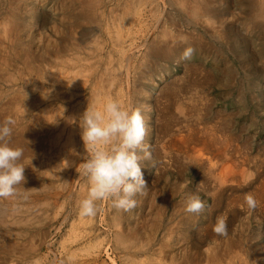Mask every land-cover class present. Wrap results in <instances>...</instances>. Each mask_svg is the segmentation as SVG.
Returning a JSON list of instances; mask_svg holds the SVG:
<instances>
[{
	"label": "rangeland",
	"instance_id": "obj_1",
	"mask_svg": "<svg viewBox=\"0 0 264 264\" xmlns=\"http://www.w3.org/2000/svg\"><path fill=\"white\" fill-rule=\"evenodd\" d=\"M153 1L0 0V124L7 118L15 120L10 144L12 147H23L21 163L25 176V181L17 188L15 195L0 198V264H264V0H195L197 6H200L198 8L193 0ZM207 9L213 12L208 13ZM192 10H196L193 16ZM101 12L104 16L102 20ZM80 14L88 17L79 18ZM90 17L96 20L88 19ZM98 21L101 25H98ZM142 28L146 29L140 34ZM112 29L119 33L112 32ZM138 35L143 37V41ZM161 49L164 53L158 56L156 51ZM124 51L135 56L131 57L130 74H125L127 67L124 63L127 62ZM68 56L76 61H70ZM98 59H101L100 62ZM107 59L110 60L107 62ZM139 59L140 63L136 61ZM110 62H113L111 66ZM82 70L87 72L81 74ZM56 71L62 72L57 74ZM77 72L80 76L84 74L81 79ZM100 72L103 73V80ZM51 76L61 78L56 81ZM78 79L80 80L77 81ZM91 79H101V93L97 89L98 97L93 96L95 94L91 91L94 86ZM86 80L92 83H86ZM117 80L124 81V84L121 86ZM79 82L83 84L80 85ZM84 83L89 84L88 87ZM77 84L81 87L84 85V88L80 89ZM109 88L113 100L123 101L120 103H124L123 106L129 104L139 108L146 121L148 134L144 143L151 152L152 159L142 160L141 166L148 189L143 195L136 197L137 206L132 211H117L109 201H101L98 202L99 210L94 217H83L79 214V206L87 196L88 186L86 179L79 176L76 170L83 155L86 156L84 143L80 142L79 118L89 103L102 106L106 102ZM176 93H179L178 96ZM71 100L75 103L79 101L78 106ZM61 107L62 111L59 110ZM52 109L55 111L51 112ZM167 109L170 110L169 114ZM57 111L59 115H56ZM213 114H216L215 117ZM184 115L188 117L187 120ZM156 120L160 122L157 121V124ZM60 126L66 128L62 129ZM183 127L188 129L182 130L185 129ZM176 130H182L183 136ZM194 131L204 134H195L194 137ZM57 132L61 134L57 136ZM172 132L177 133L178 137L174 142L171 141ZM212 132L216 135L213 136ZM180 136L183 139L181 141ZM18 137L24 144L16 142ZM189 139L193 140L192 143ZM196 139H200V143L194 142ZM201 144H207L208 147H202ZM190 146L192 149H199L192 150ZM200 149L206 155L203 156ZM212 150L216 152L215 155L211 153ZM190 152L201 153L205 157H202L204 164L201 161H190ZM140 154L143 156V153ZM183 157L185 158L182 159ZM223 158L225 162L222 161ZM230 159L235 161L231 162ZM212 160L215 167L223 162L215 171L217 175L223 173L221 175L224 176L226 173V181L222 177L217 184L214 183L208 169ZM226 163L228 167L231 164V170L226 167ZM240 166L241 173L238 169ZM223 168L226 169L223 171ZM227 171H230L229 175ZM236 175L240 177L239 180ZM197 185L206 207L199 215L189 214L185 211L186 199L189 194L197 191ZM246 194H252L258 202L254 210H250L245 204ZM220 216L227 218L226 237L218 236L213 231Z\"/></svg>",
	"mask_w": 264,
	"mask_h": 264
},
{
	"label": "clouds",
	"instance_id": "obj_2",
	"mask_svg": "<svg viewBox=\"0 0 264 264\" xmlns=\"http://www.w3.org/2000/svg\"><path fill=\"white\" fill-rule=\"evenodd\" d=\"M14 124L12 118L0 124V198L15 195L25 181L21 163L23 149L10 144ZM79 125L86 156L76 170L88 186L87 196L80 202L79 214L94 217L101 201H109L117 211H132L137 206L136 197L148 189L141 162L152 159L144 143L148 129L141 110L112 99L102 106L89 103ZM244 199L250 210L257 207L258 202L252 194H246ZM205 207L197 185V191L186 199L185 211L199 215ZM213 231L226 237L227 218L218 217Z\"/></svg>",
	"mask_w": 264,
	"mask_h": 264
},
{
	"label": "bare ground",
	"instance_id": "obj_3",
	"mask_svg": "<svg viewBox=\"0 0 264 264\" xmlns=\"http://www.w3.org/2000/svg\"><path fill=\"white\" fill-rule=\"evenodd\" d=\"M150 1H151V0H150ZM152 1H153V0H152ZM193 1H194V2H193L194 5L198 2V0H196L197 2H195V0H193ZM87 2H88V1H87ZM180 2L182 3V1H180ZM199 2H200V0H199ZM203 2H204V1H203ZM203 2H202V3H203ZM153 3H154V1H153ZM260 3H261V1H260ZM178 4H179V3H178ZM203 4H204V3H203ZM262 4H263V3H262ZM90 5H91V4H90ZM171 5H173V4H171ZM180 5H181V4H180ZM194 5H193V6H194ZM204 5H206V4H204ZM101 6H102V5H101ZM181 6H182V5H181ZM193 6H192V7H193ZM198 6H199V5H198ZM198 6H197V4H196V8H198ZM103 7H104V5H103ZM120 7H121V6H120ZM120 7H119V8H120ZM194 7H195V6H194ZM199 7H200V6H199ZM202 7H203V6H202ZM202 7H201V9H202ZM260 7H261V6H260ZM178 8H179V7H178ZM196 8H195V9H196ZM203 8L205 9V7H203ZM206 8H207V7H206ZM209 8H210V7H209ZM261 8H262V7H261ZM109 9H110V8H109ZM115 9H116V8H115ZM115 9H114V10H115ZM121 9H122V8H121ZM180 9H182V8L180 7ZM191 9H193V8H191ZM211 9H212V8H211ZM105 10H106V9H105ZM116 10H117V9H116ZM183 10H185V9H183ZM196 10H197V9H196ZM196 10H194V11H196ZM209 10H210V9H209ZM209 10L207 9L206 11H207L208 13L212 11V10H211V11H209ZM262 10H263V9H260V12H263ZM109 11H110V10H109ZM123 11H124V10H123ZM125 11H126V10H125ZM181 11H182V10H181ZM194 11L192 10V12H191V13H193L192 16L195 14ZM253 11H254V10H253ZM82 12H83V11H82ZM110 12H111V11H110ZM112 12H113V11H112ZM184 12H185V11H184ZM189 12H190V11H189ZM197 12H198V11H197ZM197 12H196V13H197ZM201 12H202V10H201ZM204 12H205V11H204ZM212 12H213V11H212ZM212 12H211V13H212ZM260 12H259V13H260ZM84 13H85V12H84ZM94 13H95V12H94ZM126 13H127V12H126ZM126 13H123V14H126ZM202 13H203V12H202ZM263 13H264V12H263ZM99 14H100V13H99ZM102 14H103V13L101 12V15H100V16H102ZM138 14H139V12H138ZM153 14H154V13H153ZM200 14H201V13H200ZM108 15H109V14H108ZM113 15H114V14H113ZM189 15H191V14L189 13ZM86 16L88 17V15H86V14H80L78 17L80 18V17H86ZM95 16H96V15H95ZM97 16H98V15H97ZM100 16H98V17H100ZM105 16H106V15H105ZM115 16H116V15H115ZM115 16H114V17H115ZM139 16H140V14H139ZM184 16H185V15H184ZM103 17H104V16L101 17V20H102ZM111 17H112V16H111ZM118 17H119V15H118ZM262 17H264V16L262 15ZM195 18H196V17H195ZM195 18H194V19H195ZM75 19H76V18H75ZM88 19H92V20H94L95 18L90 17V18H88ZM88 19H87V20H88ZM117 19H118V18H117ZM186 19H187V18H186ZM188 19H189V18H188ZM92 20H91V21H92ZM95 20H96V19H95ZM111 20H112V19H111ZM118 20H119V19H118ZM118 20H117V21H118ZM196 20H197V19H195V21H196ZM76 21H77V20H76ZM80 21H81V19H80ZM82 21H83V20H82ZM91 21H90V22H91ZM104 21H105V19H104ZM114 21H115V20H114ZM122 21H123V20H122ZM197 21H198V20H197ZM94 22H95V21H94ZM96 22H97V21H96ZM98 22H99V21H98ZM101 22H102V21H101ZM188 22H189V21H188ZM99 23H100V22H99ZM122 23H123V22H121V24H122ZM192 23H193V22H192ZM263 23H264V22H263ZM90 24H91V23H90ZM105 24H106V23H105ZM96 25H97V24H95V26H96ZM98 25H101V23L98 24ZM110 25H111V23H110ZM122 25H123V24H122ZM142 25H144V24H142ZM146 25H147V24H145V27H146ZM192 25H193V24H192ZM194 25H195V24H194ZM78 26H79V25H78ZM98 27H99V26H98ZM98 27H97V29H98ZM104 27H105V26H104ZM136 27H137V26H136ZM143 27H144V26H143ZM107 28H108V27H107ZM149 28H150V27H149ZM149 28H148V30H150ZM100 29H101V28H100ZM139 29H140V28H139ZM144 29H146V28H144ZM144 29L142 28V30H140V32H141L140 34H142V31H143ZM80 30H81V29H80ZM80 30H79V32L82 33V31H80ZM82 30H83V29H82ZM103 30H104V28H103ZM103 30H102V31H103ZM115 30H116V28H115ZM115 30H114V31H115ZM133 30H134V29H133ZM104 31H105V30H104ZM114 31H113V29H112V32H114ZM127 31H128V30H127ZM83 32H84V31H83ZM108 32H109V31H108ZM115 32H116V31H115ZM136 32H137V30H136ZM148 32H149V31H148ZM148 32H147V33H148ZM106 33H107V32H106ZM117 33H119V32H116V34H117ZM132 33H133V32H132ZM181 33H182V31H181ZM104 34H105V33H104ZM116 34H115V35H116ZM126 34H127V33H126ZM144 34L146 35V33H144ZM0 35H1V34H0ZM93 35H94V34H93ZM115 35H113V36H115ZM118 35H119V34H118ZM148 35H149V34H148ZM165 35H166V34H165ZM172 35H173V34H172ZM84 36H85V35H84ZM84 36H83V37H84ZM138 36H140V35H138ZM138 36H137V37H138ZM167 36H169V33H168ZM180 36H182V35H180ZM94 37H95V35H94ZM110 37H111V36H109V38H110ZM115 37H117V35H116ZM128 37H129V36H128ZM151 37H152V36H151ZM172 37H173V36H172ZM178 37H179V36H178ZM183 37H184V36H183ZM95 38H96V37H95ZM101 38H103V37H101ZM109 38H108V39H109ZM119 38H120V37H119ZM133 38H135V36H134ZM139 38H140L141 40L143 39V37L141 38V36H140ZM146 38H147V36L145 37V39H146ZM170 38H171V37H169V41H170ZM184 38H185V37H184ZM82 39H83V38H82ZM117 39H118V38H117ZM162 39H163V37H162ZM176 39H177V37H176ZM185 39H186V38H185ZM185 39H184V40H185ZM192 39H193V38H192ZM194 39H195V38H194ZM76 40H77V39H76ZM99 40H102V39H99ZM113 40L115 41V39H113ZM128 40H129V39H128ZM151 40H152V38H151ZM153 40H154V39H153ZM195 40H196V39H195ZM123 41H124V39H123ZM135 41H137V40H135ZM142 41H143V40H142ZM142 41H141V42H142ZM173 41H174V40H173ZM185 41H186V40H185ZM98 42H101V41H98ZM98 42H97V43H98ZM103 42H104V41H103ZM109 42H110V41H109ZM120 42H121V41H120ZM153 42H154V41H153ZM77 43H79V42H77ZM85 43H86V42H85ZM95 43H96V42H95ZM121 43H122V42H121ZM126 43H127V42H126ZM131 43H132V42H131ZM144 43H146V42H144ZM69 44H70V43H69ZM82 44H83V43H82ZM109 44H111V42H110ZM132 44H133V43H132ZM139 44H141V43H139ZM163 44H164V43H163ZM194 44H195V43H194ZM3 45H4V44H3ZM61 45H62V44H61ZM100 45H101V44H100ZM100 45H98V46H100ZM124 45H125V43H124ZM127 45H128V44H127ZM133 45H134V44H133ZM147 45H148V44H147ZM67 46H68V44H67ZM96 46H97V45H95V47H96ZM102 46H103V45H102ZM128 46H129V45H128ZM134 46H135V45H134ZM134 46H133V47H134ZM136 46H137V45H136ZM144 46H145V45H144ZM144 46H143V48H144ZM155 46H156V45H155ZM169 46H170V45H169ZM92 47H93V46H92ZM105 47H106V46H105ZM110 47H111V46H110ZM1 48H2V47H1ZM129 48H130V47H129ZM129 48H128V49H129ZM134 48H135V47H134ZM137 48H138V47H136L135 49H137ZM140 48H142V47H140ZM147 48H148V46H147ZM155 48H156V47H155ZM111 49H112V48H111ZM130 49H131V48H130ZM153 49H154V48H153ZM153 49H152V50H153ZM205 49H206V48H205ZM1 50H2V49H1ZM6 50H7V49H6ZM53 50H54V49H53ZM104 50H105V49H103V52H104ZM179 50H180V49H179ZM191 50H192V49H191ZM11 51H12V50H11ZM73 51H74V50H73ZM78 51H79V49H78ZM97 51H98V50H97ZM97 51H94V52L97 53ZM117 51H118V50H117ZM133 51H134V50H133ZM137 51H138V50H137ZM144 51H145V50H144ZM149 51H150V50H148V52H149ZM164 51H165V50H164ZM2 52H3V51H2ZM55 52H56V50H55ZM68 52H69V51H68ZM79 52H80V51H79ZM89 52H90V51H89ZM89 52H88V53H89ZM98 52H99V51H98ZM105 52H106V51H105ZM131 52H132V51H131ZM153 52H155V51H153ZM51 53H54V52L51 51ZM84 53H85V52H84ZM88 53H87V54H88ZM113 53H115V52H113ZM120 53H121V52H120ZM123 53H124L125 58H126V61H125V62H127V63H124V62H123L124 64H126L125 67H127V68H126V69H127V72H126L125 74H127V73H129L130 70L132 69V67H131L132 64H130V61H131V57L133 56V53H132V56H131V53H130V52L125 53V51H124ZM134 53H135V52H134ZM146 53H147V51H146ZM146 53L144 52V54H146ZM156 53L158 54V56H160V55H162L164 52H163L162 49H161V50H159V51H156ZM171 53H172V52H171ZM180 53H181V52H180ZM182 53H183V52H182ZM184 53H185V52H184ZM58 54H60V51H59ZM66 54H68V53H66ZM74 54L76 55V52H75ZM77 54L79 55V53H77ZM91 54H92V53H91ZM100 54H102V53H100ZM100 54H99V55H100ZM178 54H179V53H178ZM201 54H202V53H201ZM206 54H207V53H206ZM83 55H84V54H83ZM113 55H114V54H113ZM115 55H116V53H115ZM115 55H114V56H115ZM138 55H139V54H138ZM147 55H148V53H147ZM155 55H156V54H155ZM181 55H182V54H181ZM181 55H180V56H181ZM204 55H205V54H204ZM25 56H26V55H25ZM62 56H63V55H62ZM62 56H61V57H62ZM70 56H71V55H70ZM81 56H82V55H81ZM87 56H89V55H87ZM94 56H95V54H94ZM109 56H110V55H109ZM111 56H112V55H111ZM116 56H117V55H116ZM151 56H152V55H151ZM158 56H157V57H158ZM165 56H166V55H165ZM168 56H169V55H168ZM171 56H173V55H171ZM176 56L179 57V55H176ZM186 56H187V55H186ZM55 57H56V56L54 55V58H55ZM68 57H69V56H68ZM96 57H97V56H96ZM103 57H105V56H103ZM112 57H113V56H112ZM112 57H111V59H112ZM133 57H135V56H133ZM141 57H142V53H141ZM146 57H147V56H146ZM155 57H156V56H155ZM181 57H182V56H181ZM181 57H180V58H181ZM62 58H63V57H62ZM75 58H76V57H75ZM108 58H110V57H108ZM118 58H119V57H118ZM138 58H140V57H138ZM159 58H160V57H159ZM161 58H162V57H161ZM164 58H165V57H164ZM70 59H72V57H71V58L69 57V60H70ZM77 59H78V58H77ZM84 59L86 60L87 58H84ZM120 59L123 60L122 57H121ZM135 59H136V58H135ZM177 59H178V58H177ZM0 60H1V59H0ZM57 60H58V58H57ZM59 60H61V58H59ZM73 60H74V59H72V62H73ZM87 60H89V59H87ZM96 60H97V59H96ZM100 60H101V59H98L99 62H100ZM109 60H110V59H107V62H108ZM142 60H143V59H142ZM144 60H145V59H144ZM160 60H161V59H160ZM217 60H218V59H217ZM28 61H29V60H28ZM54 61H55V60H54ZM67 61H68V59H67ZM70 61H71V60H70ZM74 61H76V60H74ZM98 61H96V62H98ZM103 61H104V58H103ZM136 61L139 62L140 59H139V60H136ZM162 61H163V60H162ZM166 61H168V60H166ZM186 61H187V60H186ZM65 62H66V61H65ZM68 62H69V61H68ZM68 62H67V63H68ZM83 62H84V61H83ZM85 62H86V61H85ZM93 62H94V61H93ZM183 62H184V61H183ZM183 62H182V63H183ZM4 63H5V61H4ZM69 63H71V62H69ZM69 63H68V64H69ZM74 63H75V62H74ZM78 63H79V62H78ZM86 63H87V62H86ZM86 63H85V64H86ZM111 63H113V62H110V66H111ZM121 63H122V62H121ZM123 63H122V64H123ZM132 63H133V62H132ZM134 63H135V62H134ZM139 63H140V62H139ZM205 63H206V62H205ZM220 63H221V61H220ZM59 64H60V63H59ZM76 64H77V62H76ZM81 64H82V63H81ZM87 64H88V63H87ZM90 64H91V63H90ZM97 64H98V63H97ZM100 64H101V63H100ZM137 64H138V63H136V66H137ZM61 65H62V64H61ZM64 65H65V64H64ZM66 65H67V64H66ZM66 65H65V66H66ZM95 65H96V64H95ZM95 65H94V66H95ZM106 65H107V64H106ZM134 65H135V64H134ZM134 65H133V66H134ZM139 65H140V64H139ZM184 65H187V64H184ZM196 65H197V64H196ZM221 65H223V64H221ZM49 66H50V64H49ZM54 66H55V65H54ZM59 66H60V65H59ZM67 66H68V65H67ZM70 66H71V65H70ZM73 66H75V65H73ZM76 66H78V65H76ZM79 66H80V64H79ZM82 66H83V65H82ZM89 66H90V65H89ZM194 66H195V65H194ZM50 67H51V66H50ZM32 68H33V67H32ZM70 68H71V67H70ZM77 68H78V67H77ZM79 68H80V67H79ZM84 68H85V66H84ZM93 68H94V67H93ZM93 68H92V69H93ZM97 68H98V67H97ZM102 68H103V67H102ZM105 68H107V66H105ZM105 68H104V69H105ZM108 68H109V67H108ZM115 68H116V67H115ZM133 68H134V67H133ZM137 68H138V67H137ZM191 68H192V67H191ZM81 69H83V68L81 67ZM89 69H90V71H91V68H89ZM89 69H88V71H89ZM100 69H101V68H100ZM121 69H122V68H121ZM188 69H189V68H188ZM193 69H194V68H192V71H194ZM197 69H198V68H197ZM224 69H226V68L224 67ZM230 69H231V68H230ZM5 70H6V69H5ZM73 70L76 71L75 69H73ZM77 70L79 71V69H77ZM109 70H110V69H109ZM109 70H108V71H109ZM111 70H114V68H113V69L111 68ZM117 70H118V69H116V71H117ZM135 70H137V69L135 68ZM140 70H141V69H140ZM195 70H196V69H195ZM1 71H2V70H1ZM63 71H64V70H63ZM70 71H72V70H70ZM80 71H81V70H80ZM99 71H100V70L98 69V72H99ZM101 71H102V69H101ZM104 71H105V70H104ZM118 71H119V70H118ZM121 71H122V70H121ZM133 71H134V70H133ZM133 71H132V72H133ZM187 71H188V70H187ZM28 72H29V71H28ZM53 72H54V70H53ZM56 72H57V74H58V72H62V71H56ZM66 72H67V70H66ZM84 72H85V71L82 70L81 74L84 73ZM86 72H87V71H86ZM86 72H85V73H86ZM91 72H92V71H91ZM111 72H112V71H111ZM114 72H115V71H114ZM124 72H125V71H124ZM175 72H176V71H175ZM69 73H72V72H69ZM73 73L76 74V72H73ZM73 73H72V74H73ZM78 73H79V72H77V74H78ZM96 73H97V72H96ZM100 73H102V72H100ZM104 73H105V72H104ZM193 73H194V72H192V74H193ZM223 73H224V72H223ZM19 74H20V73H19ZM54 74H55V73H54ZM57 74H56V75H57ZM59 74H60V73H59ZM72 74H69V75L72 76ZM74 74H73V75H74ZM87 74H88V73H87ZM112 74H113V73H112ZM115 74H116V73H115ZM122 74H123V73H122ZM129 74H130V73H129ZM10 75H12V74H10ZM60 75H61V77H63V76H62V73H61ZM83 75H84V74H83ZM83 75H82V76H83ZM92 75H93V74H92ZM117 75H118V74H117ZM185 75H186V74H185ZM189 75H190V74H189ZM206 75H207V74H206ZM206 75H205V76H206ZM65 76H67V75H65ZM77 76H78V75H77ZM77 76H75V77H77ZM82 76H80V73H79V76H78V77H80V79L82 78ZM86 76H87V75H86ZM88 76H89V74H88ZM100 76H101V78H102L103 73H102V75H100ZM104 76H105V75H104ZM114 76H116V75H114ZM119 76H120V75H119ZM127 76H128V75H127ZM131 76H132V75H130V77H131ZM145 76H146V75H145ZM145 76H144V77H145ZM51 77H53V76H51ZM61 77H59V76H58V78H57V77H56V78L53 77V79L55 78V80L57 81V80H58L59 78H61ZM73 77H74V76H73ZM95 77H96V76H95ZM109 77L112 78V75H110ZM117 77H118V76H117ZM157 77H158V76H157ZM226 77H227V76H226ZM11 78H12V77H11ZM40 78H41V77H40ZM48 78H49V77H48ZM83 78H84V77H83ZM88 78H89V77H88ZM88 78H87V79H88ZM105 78H106V77H105ZM115 78H116V77H115ZM131 78H132V77H131ZM139 78H140V77H139ZM190 78H191V77H190ZM197 78L199 79V77H197ZM228 78H229V77H228ZM13 79H14V77H13ZM72 79H75V78H72ZM80 79H78L77 81H79ZM84 79H86V78H84ZM103 79H104V77L102 78V80H103ZM231 79H232V77H231ZM8 80H9V79H8ZM14 80H15V79H14ZM21 80H22V79H21ZM30 80H31V79H30ZM36 80H37V79H36ZM47 80H48V79H47ZM50 80H52V79H50ZM60 80H61V79H60ZM70 80H71V79H70ZM100 80H101V79H99L98 81H97V79H93V80L91 79V81L94 82V83L91 82L92 84H94V86L92 85L93 88H92L91 91L93 92V94H95V95H93V96H95V97H98L97 89H99V87H100V83H99ZM107 80H108V79H107ZM122 80H123V79H122ZM124 80H126V78H124ZM195 80H196V79H195ZM195 80H194V81H195ZM203 80H204V79H202V81H203ZM12 81H13V80H12ZM17 81H18V80H17ZM64 81H65V80H64ZM68 81H69V80H68ZM74 81H76V80H74ZM77 81H76V82H77ZM82 81H83V79H82ZM86 81H87L86 83H89L88 80H86ZM112 81H113V80H111V84H112ZM117 81H118V80H117ZM119 81H121V76H120V80H119ZM119 81H118V82H119ZM127 81H128V80H127ZM133 81H134V80H133ZM173 81H174V80H173ZM9 82H10V81H9ZM50 82H51V81H50ZM65 82H66V81H65ZM65 82H64V83H65ZM84 82H85V81H84ZM123 82H124V81H123ZM123 82H119V83L121 84V86L124 84ZM130 82H131V81H130ZM176 82H177V81H176ZM181 82H182V81H181ZM199 82H201V81H199ZM209 82H210V81H209ZM30 83H31V82H30ZM39 83H40V82H39ZM51 83L53 84V82H51ZM59 83H60V82H59ZM68 83H69V82H68ZM77 83H78V82H77ZM79 83H80V82H79ZM86 83H84L85 86L87 85ZM91 83H89V84H91ZM122 83H123V84H122ZM126 83H127V82H126ZM186 83H188V82H186ZM206 83H207V82H206ZM7 84H8V83H7ZM32 84H33V83H32ZM55 84H57V82H55ZM82 84H83V83H82ZM82 84L80 83V85H82ZM89 84H88V85H89ZM101 84H102V83H101ZM105 84H106V83H105ZM108 84H109V82L107 83V85H108ZM120 84H117V85H120ZM170 84L173 85L172 83H170ZM175 84H176V83H175ZM181 84H182V83H181ZM193 84H194V83H193ZM197 84L200 85V83H197ZM40 85H41V84H40ZM50 85H51V84H50ZM66 85H67V84H66ZM74 85H75V84H74ZM77 85H79V84H77ZM77 85H76V87H77ZM80 85H79V87H81ZM84 85L82 86L83 88H84ZM88 85H87V87H88ZM107 85H106V86H107ZM130 85H132V84L130 83ZM134 85H135V84H134ZM177 85H178V83H177ZM191 85H192V82L190 83V86H191ZM8 86H9V85H8ZM37 86H38V83H37ZM55 86H56V85H55ZM70 86H71V85H70ZM108 86H109V85H108ZM113 86H114V85H113ZM181 86H182V88H183V85H181ZM193 86H194V85H193ZM26 87H27V86H26ZM74 87H75V86H74ZM74 87H73V88H74ZM82 87H81L80 89H82ZM102 87H103V85H102ZM115 87H116V85H115ZM130 87H131V86H130ZM135 87H136V86H135ZM187 87H188V85H187ZM32 88H33V86H32ZM77 88H78V87H77ZM100 88H101V87H100ZM105 88H106V87H105ZM107 88H108V87H107ZM184 88H185V87H184ZM17 89H18V88H17ZM53 89H54V88H53ZM58 89H59V88H58ZM62 89H63V88H62ZM120 89H122V88L120 87ZM131 89H132V88H131ZM161 89H162V88H161ZM87 90H88V89H87ZM179 90H180V88H179ZM187 90H188V89H187ZM21 91H23V90H21ZM57 91H58V90H57ZM57 91H56V92H57ZM89 91H90V90H89ZM89 91H88V92H89ZM99 91H100V93H101V90H100V89H99ZM102 91H104V88H103ZM113 91H115V90H113ZM121 91H122V90H121ZM130 91H131V90H130ZM174 91H176V89H175ZM177 91H178V90H177ZM184 91L186 92V90H184ZM52 92H54V91H52ZM56 92H54V93H56ZM92 92H91V94H92ZM118 92H119V91H118ZM122 92L124 93V91H122ZM158 92H159V91H158ZM170 92H171V91H170ZM178 92H179V91H178ZM180 92H181V90H180ZM191 92H192V91H191ZM58 93L61 94V92H59V91H58ZM81 93H82V92H80V94H81ZM104 93H105V92H104ZM104 93H102V94H104ZM123 93H122V94H123ZM67 94H68V93H67ZM71 94H72V93H70V95H71ZM77 94H79V93H77ZM102 94H101V95H102ZM119 94H120V93H119ZM127 94H128V91H127ZM131 94H132V92H131ZM176 94H177V93H176ZM178 94H179V93H178ZM178 94H177V96H178ZM52 95H53V94H52ZM56 95H57V94H56ZM70 95H69V96H70ZM75 95H76V94H75ZM75 95H74V96H75ZM89 95H90V94H88V96H89ZM101 95H100V96H101ZM156 95H157V94H156ZM172 95H173V94H172ZM172 95H171V96H172ZM188 95H189V94H188ZM188 95H187V96H188ZM197 95H198V94H197ZM197 95H196V96H197ZM41 96H42V95H41ZM63 96H64V95H63ZM74 96H73V97H74ZM77 96H78V95H77ZM90 96L92 97V95H90ZM103 96H104V95H103ZM122 96H123V95H122ZM126 96H127V95H126ZM128 96H129V95H128ZM128 96H127V97H128ZM169 96H170V95H169ZM174 96H175V94H174ZM54 97H56V96H54ZM58 97L60 98V95H59ZM58 97H57V98H58ZM65 97H67V96H65ZM82 97H83V96H82ZM82 97H81V98H82ZM106 97H107V98H106V101L109 100V99H112V93H111V91H110V88H109V90L106 92ZM130 97H131V96H130ZM172 97H173V96H172ZM180 97H181V96L179 95V98H180ZM188 97H189V96H188ZM57 98H55V99L57 100ZM68 98H69V97H68ZM71 98H72V97H71ZM74 98H75V97H74ZM79 98H80V96H79ZM79 98H78V100H79ZM87 98H88V97H87ZM87 98H86V100H85L86 102H87ZM101 98H102V97H101ZM128 98H129V97H128ZM133 98H134V97H133ZM143 98H144V97H143ZM176 98H177V97H176ZM182 98H184V96H183ZM185 98H187V97H185ZM63 99H64V98H63ZM82 99L84 100V99H85V96H84V98H82ZM118 99H120V98H118ZM125 99H126V98H125ZM130 99H131V98H130ZM134 99H136V98H134ZM156 99H157V98H156ZM192 99L194 100V98H192ZM60 100H62V99H60ZM64 100H65V99H64ZM83 100H80V101L85 102V101H83ZM103 100H104V98H103ZM112 100H113V99H112ZM115 100H116V99H115ZM122 100H123V99H122ZM122 100H121V101H122ZM127 100H129V99H127ZM127 100H126V101H127ZM131 100H132V99H131ZM170 100H171V97H170ZM170 100H169V101H170ZM179 100H180V99H179ZM181 100H182V99H181ZM71 101H72V100H71ZM96 101H97V100H96ZM101 101H102V100H101ZM126 101H124V102L127 103ZM154 101H155V100H154ZM154 101H153V102H154ZM171 101H172V100H171ZM186 101H187V100H186ZM69 102H70V101H69ZM78 102H79V101H78ZM78 102H76V103H77V104H76L75 102L72 101V103H73V104L75 103L76 106H78ZM122 102H123V101H122ZM122 102H119V103H122ZM129 102H130V101H129ZM175 102H176V101H175ZM182 102H183V100H182ZM195 102H196V101H195ZM198 102H199V101H198ZM52 103H53V102H52ZM62 103H63V102H62ZM67 103H68V102H67ZM97 103H98V102H97ZM172 103H173V101H172ZM183 103H184V102H183ZM188 103H189V102H188ZM190 103H192V102H190ZM206 103H207V102H206ZM49 104H50V102H49ZM79 104H80V103H79ZM81 104H82V103H81ZM123 104H124V103H123ZM123 104H122V105H123ZM178 104H179V103H178ZM180 104H181V103H180ZM185 104H187V103H185ZM203 104H204V103H203ZM50 105H51V104H50ZM52 105H53V104H52ZM58 105H59V104H58ZM65 105H66V104H65ZM69 105H70V104H69ZM84 105H85V104H83V106H84ZM101 105H102V104H101ZM128 105H129V104H128ZM173 105L176 106L174 103H173ZM173 105H172V106H173ZM56 106H57V105H56ZM183 106H184V105H183ZM192 106H194V105H192ZM202 106H203V105H202ZM54 107H55V106H54ZM54 107H52V108H54ZM66 107H68V105H66ZM84 107H85V106H84ZM84 107H83V109H85ZM207 107H208V106H207ZM48 108H49V106H48ZM69 108H70V107H69ZM167 108H168V107H167ZM173 108H175V107H173ZM178 108H179V107H178ZM208 108H209V107H208ZM208 108L205 109V110H208ZM61 109H62V107H61L59 110H61ZM73 109H74V107H73ZM79 109H80V108H79ZM83 109H80V110H83ZM86 109H87V107H86ZM168 109H169V108H168ZM168 109H167V112H168V114H169V111H170V110L168 111ZM170 109H171V107H170ZM185 109H186V108H185ZM188 109H192V108H188ZM193 109H194V108H193ZM203 109H204V108H203ZM53 110H54V109H52L51 112H54V111H55V110H54V111H53ZM56 110H58V109H56ZM65 110H66V108H65ZM71 110H72V108H71ZM77 110H78V109H77ZM175 110H178V109H175ZM179 110H180V109H179ZM181 110H183V109H182V106H181ZM61 111H62V110H61ZM68 111H69V110H68ZM68 111H67V112H68ZM74 111H75V110H74ZM78 111H79V110H78ZM83 111H84V110H83ZM155 111H156V110H155ZM186 111H188V110H186ZM189 111H190V110H189ZM194 111H195V110H194ZM197 111H198V110H197ZM201 111H202V110H201ZM209 111H210V110H209ZM57 112H58V113H57L56 115H59V111H57ZM79 112H80V111H79ZM79 112H78V114H79ZM81 112H82V111H81ZM156 112H157V111H156ZM175 112H177V111H175ZM191 112H192V111H191ZM72 113H73V112H72ZM83 113H84V112H83ZM157 113H158V112H157ZM163 113L165 114L166 112H163ZM172 113H173V112H172ZM177 113H178V112H177ZM183 113H184V112H183ZM183 113H182V115H183ZM192 113H193V112H192ZM205 113H206V112H205ZM205 113H204V114H205ZM213 113H214V111H213ZM63 114H64V112H63ZM158 114H160V113H158ZM186 114H187V113H186ZM193 114H194V113H193ZM195 114H199V113H195ZM200 114H201V113H200ZM208 114H209V113H208ZM60 115H61V114H60ZM69 115L71 116V114H69ZM80 115H81V114H80ZM80 115H79V117H80ZM175 115H176V114H175ZM187 115H188V114H187ZM191 115H192V114H191ZM213 115H214V114H213ZM215 115H216V114H215ZM215 115H214V117H215ZM157 116H158V115H157ZM164 116H165V115H164ZM179 116H180V115H179ZM208 116H209V115H208ZM57 117H58V116H57ZM60 117H61V116H60ZM81 117H82V116H81ZM180 117H181V116H180ZM184 117H185V115H184ZM184 117L182 116V118H184ZM192 117H193V116H192ZM217 117H218V116H217ZM55 118H56V116H55ZM68 118H69V117H68ZM76 118H78V116H77ZM162 118L164 119V117H162ZM166 118H167V117H166ZM166 118H165V119H166ZM170 118H171V117H170ZM177 118H179V117H177ZM185 118H186V117H185ZM194 118H195V117H194ZM51 119H52V121H53V115L51 116ZM60 119H61V118H60ZM60 119H59V120H60ZM62 119H63V118H62ZM64 119H65V118H64ZM69 119H70V118H69ZM71 119H72V118H71ZM79 119H80V118H79ZM167 119H168V118H167ZM172 119H173V118H172ZM174 119H175V118H174ZM187 119H188V117L186 118V120H187ZM191 119H192V118H191ZM191 119H190V120H191ZM198 119H199V118H198ZM56 120H57V119H56ZM65 120H66V119H65ZM178 120H180V118H179ZM181 120H182V119H181ZM183 120H184V119H183ZM183 120H182L181 122H184ZM194 120H195V119H194ZM196 120H197V119H196ZM206 120H207V119H206ZM57 121H58V120H57ZM57 121H56V122H57ZM69 121H70V120H68V122H69ZM71 121H72V120H71ZM76 121H77V120H76ZM157 121H158V120H156L155 122H157ZM161 121L163 122V120H161ZM166 121H167V120H166ZM166 121H164V122H166ZM60 122H61V121H60ZM66 122H67V120H66ZM158 122H160V120H159ZM158 122H157V124H158ZM162 122H161V123H162ZM177 122H178V121H177ZM194 122H195V121H194ZM194 122H193V123H194ZM201 122H202V121H201ZM205 122H206V121H205ZM205 122L203 121L202 123H205ZM207 122H208V121H207ZM209 122H210V121H209ZM211 122H212V120H211ZM219 122H220V121H219ZM33 123H34V122H33ZM58 123H59V122H58ZM77 123H78V122H77ZM168 123H169V122H168ZM173 123H175V122H173ZM187 123H188V122H187ZM196 123H197V122H196ZM202 123H201V124H202ZM56 124H57V123H56ZM56 124H55V125H56ZM68 124H69V123H68ZM78 124H79V123H78ZM155 124H156V123H155ZM162 124H163V123H162ZM165 124H166V123H165ZM175 124H176V123H175ZM177 124H178V123H177ZM179 124H180V121H179ZM53 125H54V124H53ZM53 125H52V126H53ZM60 125H62V123H61ZM166 125H167V124H166ZM184 125H185V124H184ZM203 125H204V124H203ZM207 125H208V124H207ZM222 125H223V124H222ZM32 126H33V125H32ZM56 126H57V125H56ZM63 126H64V123H63ZM63 126H60V127H61L62 129H65L66 127L63 128ZM161 126H162V125H161ZM161 126H160V127H161ZM169 126H171V123L169 124ZM185 126H186V125H185ZM190 126H191V125H190ZM190 126H187V127H190ZM192 126H193V124H192ZM223 126H224V125H223ZM53 127H54V126H53ZM53 127H52V128H53ZM70 127H71V125H70ZM70 127H69V128H70ZM76 127H77V125H76ZM165 127H166V126H165ZM176 127H177V126H176ZM180 127H181V126H180ZM199 127H202V125H201V126L199 125ZM199 127L197 128L198 130H199ZM206 127H207V126H206ZM208 127H209V126H208ZM74 128H75V127H74ZM77 128H78V127H77ZM161 128H162V127H161ZM166 128L168 129V127H166ZM169 128H171V127H169ZM172 128H175V127H172ZM183 128H185V127H183ZM212 128H213V127H212ZM224 128H225V127H224ZM55 129H56V128H55ZM58 129H59V128H58ZM71 129H72V128H71ZM162 129H163V128H162ZM176 129H178V128H176ZM186 129H188V128H185V129H182V130H186ZM202 129H203V127H202ZM202 129H201V130H202ZM209 129L211 130V128H209ZM213 129L215 130V128H213ZM53 130H54V129H53ZM56 130H57V129H56ZM154 130H155V129H154ZM178 130H180V129H178ZM182 130H181L180 132L178 131L179 134L182 133ZM54 131H55V130H54ZM75 131H76V130H75ZM162 131H163V130H162ZM170 131H171V129H170ZM170 131H169V132H170ZM172 131H175V130H172ZM208 131H209V130H208ZM216 131H217V130H216ZM216 131H214V132H216ZM64 132L66 133V132H68V131L64 130ZM73 132H74V130H73ZM77 132H78V130H77ZM158 132H159V131H158ZM165 132H166V131H165ZM176 132H177V130H176ZM178 132H177V133H178ZM194 132H195V131H194ZM59 133L61 134V132H59ZM59 133L57 132V136L59 135ZM78 133H79V132H78ZM177 133H175V132H172V133H171V141H172V142H174L173 140H175L176 138H178V137L176 136ZM210 133H211V132H210ZM62 134H64V133H62ZM73 134H74V133H73ZM164 134H165V133H164ZM179 134H178V135H179ZM183 134H184V133H182V136H183ZM190 134H191V133H190ZM193 134H194V137H195V134H198V135L200 134V136H201L202 133H201V132H200V133L195 132V133H193ZM203 134H204V133H203ZM203 134H202V136H203ZM206 134H207V133H206ZM206 134H205V136H206ZM212 134H213V136H214L215 133L212 132ZM26 135H27V134H26ZM54 135H55V134H54ZM67 135H69V132L67 133ZM158 135H159V134H158ZM160 135H161V134H160ZM186 135H187V134H186ZM215 135H216V134H215ZM76 136H77V135H76ZM190 136H192V135H190ZM213 136H211V137H213ZM218 136H219V135H218ZM61 137H62V136H61ZM155 137H156V136H155ZM162 137H163V136H162ZM165 137H166V136H165ZM211 137H210V138H211ZM216 137H217V136H216ZM66 138H67V136H66ZM70 138H71V137H70ZM75 138H76V137H75ZM80 138H81V136H80ZM180 138H181V139H180ZM180 138H179L180 141L183 140L181 136H180ZM191 138H192V137H191ZM197 138H198V137H197ZM207 138H208V136H207ZM217 138H218V137H217ZM78 139H79V138H78ZM153 139H155V138H153ZM161 139H162V138H161ZM179 139H178V140H179ZM205 139H206V138H205ZM208 139H209V138H208ZM212 139H213V138H212ZM57 140H58V139H57ZM70 140H71V139H70ZM74 140H75V139H74ZM74 140H73V141H74ZM164 140H165V138L162 140V142H163ZM217 140H218V139H217ZM222 140H223V139H222ZM28 141H29V140H28ZM153 141H154V140H153ZM159 141H160V140H159ZM185 141H186V140H185ZM185 141H183V142H185ZM187 141H188V139H187ZM189 141H190V139H189ZM192 141H193V140H192ZM192 141H190V142L192 143ZM195 141L197 142L198 140L196 139V140H194V142H195ZM199 141H201V140L199 139ZM199 141H198V142H199ZM213 141H214V140H213ZM215 141H216V140H215ZM215 141H214V142H215ZM218 141H219V140H218ZM225 141H226V140H224V142H225ZM16 142H18V143L21 142V144H22V143L24 144V142H22V140H20L19 137L17 138ZM55 142H57V141H55ZM68 142H69V141H68ZM80 142L83 143V141H80ZM80 142H79V143H80ZM162 142H161V143H162ZM206 142H207V141H206ZM211 142H212V141H211ZM13 143H15V142H13ZM57 143H58V142H57ZM66 143H67V142H66ZM71 143H72V142H71ZM73 143H75V142H73ZM157 143H158V142H157ZM159 143H160V142H159ZM170 143H171V142H170ZM188 143H189V142H188ZM191 143H190V144H191ZM199 143H200V142H199ZM204 143H205V142H204ZM216 143H218V142H216ZM32 144H33V143H32ZM68 144H69V143H68ZM75 144H77V143H75ZM162 144H163V143H162ZM182 144H183V143H182ZM190 144H189V145H190ZM207 144H208V142H207ZM207 144H205L204 146H203L202 144H201V145H202V147H205ZM214 144H215V143H214ZM70 145L72 146V144H70ZM167 145H168V144H167ZM169 145H170V144H169ZM179 145H181V144L179 143ZM183 145H184V144H183ZM183 145H182V146H183ZM208 145H209V144H208ZM208 145H207V147H208ZM217 145H218V144H217ZM18 146H19V145H18ZM165 146H166V145H165ZM172 146H173V145H172ZM175 146H177V145H175ZM185 146H186V143H185ZM191 146H192V144H191ZM191 146H190V148L192 149ZM195 146H197V145H195ZM198 146H199V145H198ZM210 146H212V145H210ZM74 147H75V146H74ZM76 147H77V145H76ZM83 147H84V146H83ZM153 147H154V146H153ZM158 147H159V146H158ZM168 147H169V146H168ZM186 147H189V146H186ZM215 147H216V146H215ZM19 148H22V149H23V147H21V146H19ZM25 148H26V147H25ZM72 148H73V147H72ZM79 148H80V147H79ZM159 148H160V147H159ZM159 148H158V150H159ZM162 148H163V147H162ZM174 148H175V147H174ZM179 148H180V147H179ZM195 148L197 149V147H195ZM195 148H193L192 150H194ZM211 148H212V147H211ZM220 148H221V147H220ZM70 149H71V148H70ZM75 149H76V148H75ZM180 149H181V148H180ZM186 149H187V148H186ZM188 149H189V148H188ZM198 149H199V148H198ZM198 149H197V150H198ZM202 149H203V148H202ZM202 149H200V150H202ZM204 149H205V148H204ZM227 149H228V148H227ZM25 150H26V149H25ZM71 150H72V149H71ZM155 150H156V149H155ZM163 150H165V147H164ZM168 150H169V149H168ZM168 150H167V152H170V151H168ZM171 150H173V149L171 148ZM175 150H176V149H175ZM207 150H208V149H207ZM216 150H217V149H216ZM218 150H219V149H218ZM218 150H217V151H218ZM74 151H75V150H74ZM153 151H154V150H153ZM161 151H162V150H161ZM176 151H178V150H176ZM186 151H187V150H186ZM205 151H206V149H205ZM208 151H209V150H208ZM208 151H207V152H208ZM212 151H213V150H212ZM214 151H215V149H214ZM214 151H213V152H214ZM75 152L77 153V151H75ZM167 152H165V153H167ZM182 152H183V151H182ZM182 152H180V153H182ZM192 152H193V151H192ZM197 152H198V151H197ZM209 152H210V151H209ZM213 152H211V153L215 155L216 152H214V153H213ZM70 153H71V152H70ZM160 153H161V152H160ZM163 153H164V151H163ZM171 153H172V152H171ZM187 153H189V152H187ZM190 153H191V152H190ZM202 153H203V156H204V154L206 155V152L204 153L203 150H202ZM211 153H209V154L212 155ZM217 153H219V152H217ZM71 154H72V153H71ZM82 154H83V153H82ZM154 154H155V153H154ZM172 154H173V153H172ZM183 154H184V153H183ZM195 154H196V153H194V154L191 153V155H188V154H187V155L189 156L190 161H192V162H195V161H201V164H202V163L204 164V161H203L202 159L205 158V157L201 156V155H200L201 153H197L196 155H195ZM222 154H223V153H222ZM225 154H227V152H226ZM236 154H237V153H236ZM67 155H68V154H67ZM75 155H76V154H75ZM158 155H159V151H158ZM163 155H164V154H163ZM165 155H166V154H165ZM170 155H171V154H170ZM174 155H175V154H174ZM176 155H177V154H176ZM187 155H186V156H187ZM214 155H213V156H214ZM219 155H220V153H219ZM232 155H234V154H232ZM83 156H84V155H83ZM161 156H162V155H161ZM167 156H169V155L167 154ZM182 156H183V155H182ZM182 156H181V157H182ZM188 156H187V158H188ZM207 156H208V154H207ZM217 156H218V155H216V156H214V157H217ZM164 157H165V156H164ZM202 157H203V158H202ZM210 157H211V156H210ZM238 157H240V155H239ZM238 157H237V158H238ZM242 157H243V156H242ZM162 158H163V157H162ZM165 158H166V157H165ZM184 158H185V157H183L182 159H184ZM244 158H245V157H244ZM168 159H169V158L166 159V162H167ZM170 159H171V156H170ZM208 159H209V156H208ZM213 159L216 160V158H213ZM224 159H225V158H223L222 161H224ZM235 159H236V158H235ZM160 160H161V159H160ZM162 160H163V159H162ZM174 160H175V159H174ZM210 160H211V159H210ZM210 160H208V163H209ZM226 160H227V159H226ZM230 160H231V159H230ZM233 160H234V159H233ZM238 160H239V158H238ZM164 161H165V160H164ZM187 161L189 162L188 159H187ZM202 161H203V162H202ZM222 161H221V162H222ZM234 161H235V160H234ZM234 161L231 160V162H234ZM181 162H182V161H181ZM183 162H184V161H183ZM206 162H207V161H206ZM213 162H214V161L212 160V162H211L212 164H211V163H210L211 165L209 164L208 169H209V173L212 175V178H213L214 183L217 184V182L219 181V179L221 180L222 177L224 178V177L226 176V173H225L224 176L221 175V174H223V173L217 175V173H216L217 171H215V169H216V168L218 169V165H219V164H222L223 162L221 163V162L219 161V162H220V163L218 162L219 164L216 163V164H217L216 167L214 166L215 163H213ZM224 162H225V161H224ZM239 162H241V161H239ZM239 162H238V163H239ZM80 163H81V162H80ZM170 163H171V161H170ZM227 163H228V161H227ZM227 163H226V167H228ZM244 163H245V162H244ZM157 164H159V163L157 162ZM171 164H172V163H171ZM228 164H229V163H228ZM239 164H240V163H239ZM241 164H242V163H241ZM161 165H162V164H161ZM163 165H165V164L163 163ZM181 165H182V164H181ZM181 165H180V166H181ZM184 165H185V164H184ZM187 165H188V164H187ZM194 165H195V164H194ZM234 165H235V164H234ZM165 166H166V165H165ZM168 166H169V165H168ZM168 166H167V168H168ZM175 166H176V165H175ZM177 166H178V165H177ZM195 166H197V165H195ZM230 166H231V164H230ZM230 166H229V167H230ZM232 166H233V165H232ZM243 166H245V165H243ZM243 166H242V168H245V167H243ZM169 167H170V166H169ZM171 167H172V166H171ZM171 167H170V168H171ZM190 167H191V166H190ZM192 167H193V165H192ZM197 167H198V166H197ZM204 167H206V166H204ZM229 167H228V169L231 170V167H230V168H229ZM161 168H162V167H161ZM170 168H168V169H170ZM176 168H177V167H176ZM220 168H221V165H220ZM188 169H189V168H188ZM191 169H192V168H191ZM191 169H190V170H191ZM225 169H226V168H223L222 170L224 171ZM238 169H239V171H240V173H241V170H240V169H241V166H240V168H238ZM156 170H157V169H156ZM158 170H160V168H159ZM171 170H172V169H171ZM180 170H181V169H180ZM183 170H184V169H183ZM197 171H198V170H197ZM239 171H238V172H239ZM157 172H158V171H157ZM161 172H162V171H161ZM185 172H186V170H185ZM192 172H193V171H192ZM199 172H200V171H199ZM225 172H226V171H225ZM242 172H243V170H242ZM228 173H230V171H227V175H229ZM232 173L234 174V172H232ZM235 173H236V170H235ZM178 174H179V173H178ZM238 174H239V173H238ZM160 175H161V174H160ZM242 175H243V173H242ZM201 176H202V175H201ZM233 176H234V175H233ZM233 176H232V179H233ZM236 176H237V175H236ZM226 177L228 178V176H226ZM238 177H239V176H237L236 179H238ZM204 178H205V177H204ZM207 178H209V177H207ZM239 178H240V177H239ZM242 178H243V177H242ZM242 178H241V179H242ZM224 179H225V178H224ZM224 179H223V181H224ZM234 179H235V178H234ZM206 180H207V179H206ZM208 180H209V179H208ZM210 180H211V179H210ZM226 180H227V179H225V181H226ZM238 180H239V179H238ZM225 181H224V182H225ZM232 181H233V180H231V182H232ZM234 181H235V180H234ZM201 182H202V181H201ZM224 182L222 183V181H221L222 184H224ZM235 182H236V181H235ZM202 183H203V182H202ZM207 183H208V182H207ZM232 183H233V182H232ZM204 185H205V184H204ZM208 185H209V184H208ZM202 186H203V184H202ZM218 186H219V185H218ZM226 186H227V185H226ZM220 187H221V184H220ZM222 187H223V186H222ZM222 187H221V188H222ZM213 188H214V187H213ZM221 188H220V189H221ZM223 188H224V187H223ZM223 188H222V189H223ZM211 189H212V188H211ZM216 189H217V188H216ZM216 189H215V190H216ZM225 189H226V188H225ZM211 191H212V190H211ZM207 192H208V189H207ZM216 193H217V192H216ZM1 212H2V211H1ZM18 216H19V215H18ZM0 218H1V217H0ZM17 218H18V217H17ZM0 222H2V221H0ZM4 222H5V221H4ZM11 222H12V220H11ZM16 224H17V223H16ZM18 224H19V223H18ZM3 230H4V229H3ZM5 233H6V232H5Z\"/></svg>",
	"mask_w": 264,
	"mask_h": 264
}]
</instances>
